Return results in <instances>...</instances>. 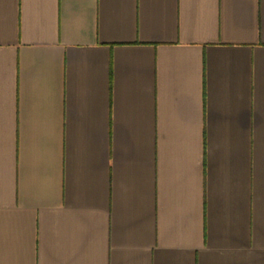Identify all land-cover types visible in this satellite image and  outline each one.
Wrapping results in <instances>:
<instances>
[{"label": "crops", "instance_id": "crops-1", "mask_svg": "<svg viewBox=\"0 0 264 264\" xmlns=\"http://www.w3.org/2000/svg\"><path fill=\"white\" fill-rule=\"evenodd\" d=\"M0 264H264V0H0Z\"/></svg>", "mask_w": 264, "mask_h": 264}]
</instances>
